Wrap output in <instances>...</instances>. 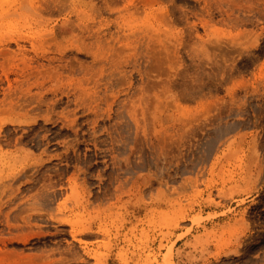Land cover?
<instances>
[{
	"label": "rangeland",
	"instance_id": "obj_1",
	"mask_svg": "<svg viewBox=\"0 0 264 264\" xmlns=\"http://www.w3.org/2000/svg\"><path fill=\"white\" fill-rule=\"evenodd\" d=\"M0 264H264V0H0Z\"/></svg>",
	"mask_w": 264,
	"mask_h": 264
},
{
	"label": "bare ground",
	"instance_id": "obj_2",
	"mask_svg": "<svg viewBox=\"0 0 264 264\" xmlns=\"http://www.w3.org/2000/svg\"><path fill=\"white\" fill-rule=\"evenodd\" d=\"M32 77L31 74L28 75V77L26 78L28 81H30V78Z\"/></svg>",
	"mask_w": 264,
	"mask_h": 264
}]
</instances>
